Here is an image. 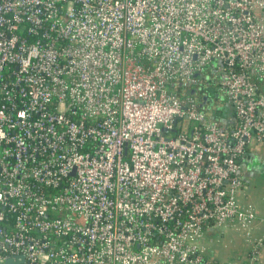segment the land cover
<instances>
[{
  "label": "built area",
  "instance_id": "1",
  "mask_svg": "<svg viewBox=\"0 0 264 264\" xmlns=\"http://www.w3.org/2000/svg\"><path fill=\"white\" fill-rule=\"evenodd\" d=\"M252 141L264 0H0V264H219L234 221L254 251Z\"/></svg>",
  "mask_w": 264,
  "mask_h": 264
},
{
  "label": "rangeland",
  "instance_id": "2",
  "mask_svg": "<svg viewBox=\"0 0 264 264\" xmlns=\"http://www.w3.org/2000/svg\"><path fill=\"white\" fill-rule=\"evenodd\" d=\"M209 94L212 92L210 91ZM221 108L226 109V105H222ZM216 116L219 118L221 114L216 113ZM240 176L244 187L239 191L243 195H238V198L253 205L257 211L264 213V142L252 141L249 144L241 161ZM245 232V229L240 226L228 229L215 228L214 233L210 235L209 232L206 233L207 240L203 242V245L208 254L211 253L210 250H217L221 253L227 249L225 246H229L228 250L234 253L245 251L246 247H249L245 241ZM210 236L213 238L212 241H208Z\"/></svg>",
  "mask_w": 264,
  "mask_h": 264
},
{
  "label": "crops",
  "instance_id": "3",
  "mask_svg": "<svg viewBox=\"0 0 264 264\" xmlns=\"http://www.w3.org/2000/svg\"><path fill=\"white\" fill-rule=\"evenodd\" d=\"M240 172H241V166H240ZM240 193L241 192H239L238 195L242 196L243 193H241V195H240ZM238 202H239L240 206H242V207H245V206L252 207L256 218L253 219L250 223V231H249L250 236H249V238L253 242L258 240V239H262L261 244L258 245L256 247V249L253 251V249L251 247V243L246 241V238H245V241L249 245V247H246L247 250H245V251H237V253H234L231 250H228L230 248L229 246H225V248H227V249L221 253H219V251H217V250H210L211 253L208 254L206 252V248H205V256L207 258H209L210 260L217 262L219 264H264V220H263L264 213L257 211L253 205L246 203V202H243L239 198H238ZM237 226H240V225L234 221L232 223H228L227 225L221 226V227L228 229V228H232V227L237 228ZM221 227H215V228H221ZM226 227H228V228H226ZM215 228L210 230L208 234L210 235V234L214 233ZM245 235H246V232H245ZM206 240H207V238L205 239V241ZM212 240H213V238L210 236L208 238V241H212ZM253 252H254V254H253ZM252 256H254L255 259H252Z\"/></svg>",
  "mask_w": 264,
  "mask_h": 264
},
{
  "label": "water",
  "instance_id": "4",
  "mask_svg": "<svg viewBox=\"0 0 264 264\" xmlns=\"http://www.w3.org/2000/svg\"><path fill=\"white\" fill-rule=\"evenodd\" d=\"M9 262H11V259H8V260H7V263H9ZM17 264H18V263H17Z\"/></svg>",
  "mask_w": 264,
  "mask_h": 264
}]
</instances>
